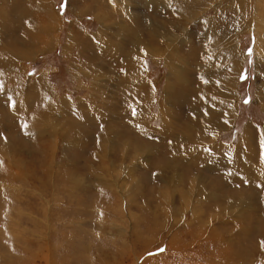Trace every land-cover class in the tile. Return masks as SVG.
<instances>
[{"label":"rangeland","instance_id":"obj_1","mask_svg":"<svg viewBox=\"0 0 264 264\" xmlns=\"http://www.w3.org/2000/svg\"><path fill=\"white\" fill-rule=\"evenodd\" d=\"M9 1L0 264H264V0H198L193 16L184 0H128L127 17L92 11L104 0H43L61 23L43 50L10 44ZM131 53L147 96L135 114ZM195 106L203 122L185 129Z\"/></svg>","mask_w":264,"mask_h":264},{"label":"bare ground","instance_id":"obj_2","mask_svg":"<svg viewBox=\"0 0 264 264\" xmlns=\"http://www.w3.org/2000/svg\"><path fill=\"white\" fill-rule=\"evenodd\" d=\"M136 1V0H135ZM175 1V0H173ZM186 3H187V6L185 5L184 8L186 7H189L190 10L188 11L187 9H184L185 11V14L188 13L189 16H193V14L191 13H194L193 11L195 10L196 12V8L197 6L199 5V1L198 0H184ZM10 4H11V9L8 10V13L11 12V14L13 15L14 13V17H11V16H8L9 14H7L6 12V18L5 19V23H6V29L4 31V33L6 34L7 37H9L11 39V41L13 39H18V40H21V43L20 44H17V43H13L11 42L10 44L11 45H17V46H20V48H22L23 46L27 44H32L38 48H41L42 50L43 49H48L51 47V44L53 43L54 41V32L57 28L61 27V23L58 19V17L56 16V14H54L52 12V8L49 4H46L45 1L43 0H10L9 1ZM172 2V1H171ZM37 4V5H36ZM111 5V6H110ZM235 5V4H234ZM93 7V6H92ZM99 7H102L101 9L108 14V12H110L113 15H123L121 12H122V9H124V14L125 16L127 17V14H128V11H127V7H128V0L126 1H123V0H104V2H102L101 4H99L98 6H94L92 8V11H95L97 10ZM106 8H108V12L106 10ZM110 8H111V11H110ZM233 9H229L230 11H233L234 12H237V17H238V20H236V23H235V27H238L240 25V23L238 21H243L245 19H247V16H245V14L242 12V10L239 8V7H236V6H232ZM244 9V8H243ZM35 10H39L40 13H41V16L43 17H40L39 15H36V17L33 19L32 15H33V11ZM192 10V11H191ZM245 11V9H244ZM1 13V12H0ZM197 13V12H196ZM205 13L207 14L208 13V10L205 11ZM198 14V13H197ZM5 15V14H4ZM227 15H229V13H227ZM220 14H217L216 16H211L212 19H209V18H203V17H200L199 19L202 18V20L205 22V25L209 28L213 25V22L215 20V18L219 17ZM230 16V15H229ZM222 17V16H221ZM3 18V17H1ZM24 18V19H22ZM125 18V17H123ZM102 20H107V17H106V14H104L102 17H101ZM198 19V20H199ZM31 20H35L34 22H31L30 25L32 27L36 26L34 29H27V32L24 33V34H21V32H23L26 28H22L23 24L25 22H28V21H31ZM121 20V19H120ZM118 22V21H117ZM260 24H261V21H259ZM229 23H230V26H231V29L228 30L229 34L226 32V34L224 36H222L221 38V42L226 46V48L228 49V47L230 48L231 45H230V42H229V39L231 37V30H233V27L230 20H229ZM239 23V24H238ZM29 24V23H28ZM31 27V28H32ZM110 29V28H109ZM1 32V31H0ZM1 35V34H0ZM46 38V41L44 42V39ZM99 38V36H98ZM24 39V41H23ZM70 39L69 38V41L68 43L70 42ZM74 43H75V40H72ZM3 43V38H2V35L0 36V59H5L6 62H10V63H13V61L15 62L19 57L18 55H12V54H9L8 53V49L6 47V45L2 44ZM67 43V44H68ZM43 44V45H42ZM258 44V43H257ZM129 45V44H128ZM131 45L133 46V49L134 47L135 48H139L140 45H139V41H136L135 43H133L131 41ZM259 46V45H258ZM5 47V49L3 48ZM1 48H3V50H1ZM233 49V47L231 48ZM234 50V49H233ZM37 52V51H36ZM40 52V51H39ZM133 52V51H132ZM28 54L25 53V56L27 57ZM136 56V55H135ZM133 56V53H131V65L128 69L124 68L123 69V74L127 75V76H130L129 77V80L127 82V88L131 89L132 90V99L134 101V109H133V114L137 113L139 107L141 106V102H140V99L142 98H145L147 97L145 95V92L146 91H143L142 90V83L144 84V81L142 79V77H139V78H136L131 70V66L134 62H136L137 64H139L140 62L138 61V59ZM4 60V61H5ZM3 63V61H1ZM21 62V61H20ZM94 62V60H93ZM9 63V64H10ZM16 63V62H15ZM7 64V65H9ZM95 64H99V63H95ZM13 66V64H12ZM8 67V66H7ZM11 67V66H10ZM14 68V67H13ZM12 68V69H13ZM6 69V68H5ZM9 69V68H8ZM120 74H121V71H120ZM120 76V75H119ZM3 78V77H2ZM5 78V77H4ZM7 78V77H6ZM8 79V78H7ZM140 87L139 88V91H137L138 89H136V87ZM224 98L220 99V105L222 106L223 109H226L228 108V100L227 98L229 97V95H231V93L229 92V88H225L224 87ZM128 93V91L126 92ZM198 93V91L196 92ZM124 96V95H122ZM121 96V97H122ZM119 97V98H121ZM116 98H118L116 96ZM122 99V98H121ZM127 99V98H126ZM130 100V99H129ZM118 103V102H117ZM114 104V103H113ZM115 105V104H114ZM199 107V106H198ZM204 111V110H203ZM200 112H201V109H197V107H193V114H191V116H195V119H196V122L190 117L188 118V122H186L184 124V128L185 129H190V127H193V125H199L200 121L202 120L203 122V116H200ZM67 114V113H66ZM72 115V114H71ZM137 115V114H136ZM221 116V115H220ZM219 114L215 115L213 114V117L212 119L210 120V123L212 125L215 126L216 124V121H220L222 118H226L224 116H221L220 118ZM172 117V116H171ZM87 119H90L91 117L87 116L86 117ZM137 120V119H136ZM184 122V121H183ZM91 123V122H89ZM205 123V122H204ZM209 123V122H208ZM207 124V123H206ZM140 128H142L143 130H145L139 123L137 124ZM203 125V124H202ZM205 136V135H204ZM204 138V137H203ZM207 138V137H206ZM179 139L180 140H183L185 143H189L190 142V137L188 135H181V137L179 136ZM199 140H202V137L201 139ZM198 140V141H199ZM204 141V139H203ZM200 143V142H199ZM192 144V143H190ZM203 144V143H202ZM193 145V144H192ZM198 146H201L202 145H197ZM188 147V146H186ZM141 148V147H140ZM171 148V147H170ZM189 148V147H188ZM174 149V148H173ZM181 149V148H180ZM198 149V148H197ZM203 149V148H202ZM204 150V149H203ZM252 150V149H251ZM139 151V150H138ZM178 151V150H176ZM172 152V151H171ZM175 152V151H174ZM205 152V151H204ZM247 152V149H244L243 150V153H246ZM181 153V152H180ZM179 154V153H178ZM182 155V154H181ZM211 156V155H210ZM203 157V156H202ZM201 157V158H202ZM203 160V159H202ZM204 161V160H203ZM200 164V163H199ZM197 167V166H196ZM161 227V225H160ZM160 230V228H159ZM175 244V243H174ZM121 257V255H119ZM110 257V256H109ZM108 257V258H109ZM118 255H115L114 258L116 259L117 263H118V259H117ZM106 264V263H105ZM134 264V263H133Z\"/></svg>","mask_w":264,"mask_h":264},{"label":"snow or ice","instance_id":"obj_3","mask_svg":"<svg viewBox=\"0 0 264 264\" xmlns=\"http://www.w3.org/2000/svg\"><path fill=\"white\" fill-rule=\"evenodd\" d=\"M62 8H66L67 7V0H65L64 4L61 5ZM251 51V50H250ZM251 98L249 97L247 100H245V103L250 102ZM12 106L15 107V101H12ZM26 127V126H25ZM262 146H264V144H262Z\"/></svg>","mask_w":264,"mask_h":264}]
</instances>
